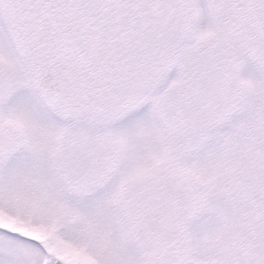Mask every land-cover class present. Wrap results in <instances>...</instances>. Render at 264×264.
<instances>
[{
    "label": "snow or ice",
    "instance_id": "6c2138e0",
    "mask_svg": "<svg viewBox=\"0 0 264 264\" xmlns=\"http://www.w3.org/2000/svg\"><path fill=\"white\" fill-rule=\"evenodd\" d=\"M0 264H264V0H0Z\"/></svg>",
    "mask_w": 264,
    "mask_h": 264
}]
</instances>
